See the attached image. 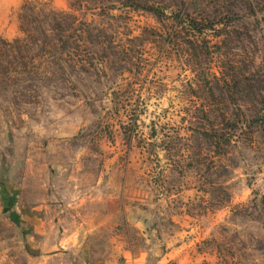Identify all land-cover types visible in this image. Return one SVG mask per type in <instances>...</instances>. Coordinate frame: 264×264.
Listing matches in <instances>:
<instances>
[{"label":"rangeland","instance_id":"1","mask_svg":"<svg viewBox=\"0 0 264 264\" xmlns=\"http://www.w3.org/2000/svg\"><path fill=\"white\" fill-rule=\"evenodd\" d=\"M262 111L264 0H0V264H264Z\"/></svg>","mask_w":264,"mask_h":264},{"label":"trees","instance_id":"2","mask_svg":"<svg viewBox=\"0 0 264 264\" xmlns=\"http://www.w3.org/2000/svg\"><path fill=\"white\" fill-rule=\"evenodd\" d=\"M149 10H154L156 11L157 13L159 12L157 9H155L154 7H148ZM160 14V13H158ZM256 121L261 123L263 126H264V111H262V113H260L258 115V117L256 118Z\"/></svg>","mask_w":264,"mask_h":264}]
</instances>
